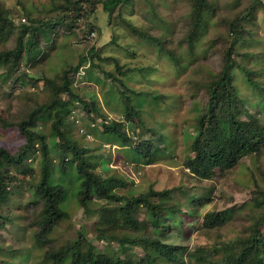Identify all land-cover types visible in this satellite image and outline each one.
<instances>
[{
    "label": "rangeland",
    "instance_id": "1",
    "mask_svg": "<svg viewBox=\"0 0 264 264\" xmlns=\"http://www.w3.org/2000/svg\"><path fill=\"white\" fill-rule=\"evenodd\" d=\"M0 3L9 9L16 23L22 21L26 9L31 17L44 19L60 13L53 7L59 0H0ZM203 15L206 24L191 47L185 40L192 16L191 0H131L117 5L109 17L101 3H96L93 12L81 17L74 26L57 24L52 28L53 42L44 46L46 57L31 66H22L32 80L24 77L23 84H13L11 79L7 83L0 80V116L10 121L19 119L21 112L27 113L36 103L49 100L48 87L35 82L34 76L43 74L42 71L53 76L87 55L72 78L76 92L85 101L76 99L68 106L67 133L88 152L104 155L97 171L123 180V185L114 188L122 198H130L128 190L131 189L135 193L148 187L167 189L171 201H180L182 212L192 209L188 195L193 194L198 200L208 198L202 205H194L195 215L187 216L186 212L174 216L176 227L169 226L164 230L167 236L160 237L167 243L187 248L186 264H199L196 257H218L219 251L214 254L213 248L244 236L248 226L263 212L255 200H262L264 205V149L259 154L243 156L229 170L216 168L211 179H198L183 165L189 138L186 134L194 133L196 116L208 89L212 88V75L221 69L223 50L233 36L232 22L240 21L244 26L233 57L264 86V0H209V9ZM126 21L150 38L133 34ZM14 40L9 38L4 46L11 48ZM168 54L181 64L176 65ZM116 62L121 67L119 71ZM126 69L129 71L121 73ZM232 78L241 95L254 99L258 94L246 84L239 67L233 68ZM125 97L131 106L129 110ZM246 105L264 120V110L252 106L251 101ZM241 117L242 121L247 120L246 115ZM104 123L109 126L122 123L120 131L129 135L134 145L146 140L163 151L151 163H134L118 143L107 141L104 134H99ZM94 126L98 133L92 130ZM39 128L49 135V122ZM24 144L25 139L16 127L0 126V146L15 153ZM56 153H50L51 163L58 161ZM31 155L21 165L11 168L15 177L10 185L12 193L0 202L1 263L44 264L43 250L34 240L35 228L29 224L41 207L40 201L34 200L33 191L42 174L40 154L36 150ZM119 204L111 199H93L85 211L72 197L65 207V218L51 233L52 243L59 246L71 242L81 232L86 236L85 248L86 241L91 240L100 252H119L124 257L131 247L130 254L143 255L138 246L127 244L128 247L120 250L116 239L107 241L95 236L97 209L110 205L116 208ZM228 209L230 217L224 225L212 229L201 227L206 211ZM135 215L144 227L130 232V236L151 228L146 208L139 207ZM261 232L264 234V225ZM114 234L125 235L121 231Z\"/></svg>",
    "mask_w": 264,
    "mask_h": 264
},
{
    "label": "trees",
    "instance_id": "2",
    "mask_svg": "<svg viewBox=\"0 0 264 264\" xmlns=\"http://www.w3.org/2000/svg\"><path fill=\"white\" fill-rule=\"evenodd\" d=\"M130 1L59 0L60 3L53 6L60 12L56 16L47 19L31 17L26 9L25 16L21 17L22 21L19 23L14 21L9 9L0 3V80L7 83L11 79L13 84L26 81L21 80L24 77L32 80L22 66L23 64L26 67L31 66L46 57L47 51H44V46L49 45V42L52 44L54 33L52 28H56L57 24L65 27L74 26L81 17L93 12L96 3H101L109 17L117 5H124ZM191 5L190 28L185 40L193 47L195 39L206 24L203 14L209 9V0H191ZM125 24L133 34L150 38L146 32L137 31L138 29L130 22L126 21ZM92 28L90 27L89 31H92ZM231 29L233 36L223 50L221 69L212 75V88L208 89L207 98L196 116L194 133L186 134L189 138L183 165L198 179H211L216 168L229 170L236 166L243 156L259 154L264 149V120L258 114L252 113L246 105L247 101H251L252 106L264 110V86L251 77L249 70L237 63L233 57L234 47L243 37L244 26L240 21H235L231 23ZM11 37L15 39L14 44L7 48L4 45ZM168 56L176 65L181 64L171 55ZM86 59L87 55L81 56L75 65L65 67L63 71L53 76L45 75L44 71L43 74L34 76L35 82L48 87L49 100L36 103L33 108L27 110V113L21 112L19 119L10 121L0 116L2 128L16 127L25 139V144L15 153H10L0 146V202L6 200L12 193L10 185L15 181V177L11 168L21 165L25 158H30L32 152L37 150L41 156L39 163L42 174L33 194L34 200H39L41 207L29 224L35 228L34 240L43 250L44 264H186L184 257L187 248L167 243L160 237L167 236L164 230L169 226L176 227L177 221L173 219L174 216L186 212L187 216L195 215L194 205L196 203L202 205L208 198L198 200L197 196L188 195V204H192V209L186 212H182L180 201L170 200V191L167 189L155 190L148 187L146 191L140 193H135L131 189L128 190L130 198H122L114 188L123 185V180L114 176H104L97 171L99 165L104 162V155L88 152V149L82 147L67 133L68 122L65 119L68 106L76 99L85 101L83 96L76 92L72 78ZM88 63L90 64L89 61ZM89 66L94 67L92 63ZM236 66L244 72V81L251 90L258 91L254 99L240 94L232 78L233 68ZM115 67L118 71L121 68L117 62ZM125 71L129 69L121 73ZM95 81L100 80L95 78ZM125 98L128 103V98ZM88 104L94 106L93 101H89ZM127 108L128 110L131 108L130 104ZM242 115H246L247 120L242 121ZM48 122L49 135H45L38 126ZM103 125L104 129L99 134H104L107 141L118 143L125 156L134 163H151L157 158L156 154L163 151L151 146L146 140L134 145V140L120 131L122 123H115V126L105 123ZM95 126L92 130L98 133ZM49 136L51 139L48 140ZM51 152H57L55 156L58 161L55 163H51ZM27 170L28 168L23 172ZM181 192L185 196L186 193ZM72 197H75L85 211L89 209L93 199L120 202L116 208L110 205L97 209L99 213L94 226L95 236L107 241L116 239L120 250L128 247L127 244L138 246L143 255L130 254L131 247H128L129 251L124 253V257H121L119 252H100L91 240L86 241L85 248L83 243L86 236L81 232L71 242L59 246L52 243L51 233L65 218L67 214L65 207ZM255 203L263 212L248 226L246 234L222 242L218 248H213L214 254L219 251L218 257L214 255L212 258L196 257L199 264H264V234L261 232L264 225V205L263 201L258 199ZM139 207L146 208L149 212L148 222L151 228L141 234L130 236V232L144 227L135 215ZM229 212L230 209L221 212L206 211L202 216L201 227L212 229L224 225L229 220ZM166 219L169 220L168 223H165ZM114 231H121L125 235L116 236Z\"/></svg>",
    "mask_w": 264,
    "mask_h": 264
}]
</instances>
